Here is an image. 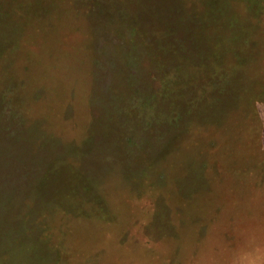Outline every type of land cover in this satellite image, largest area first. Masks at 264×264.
I'll use <instances>...</instances> for the list:
<instances>
[{
	"label": "rangeland",
	"instance_id": "374dc122",
	"mask_svg": "<svg viewBox=\"0 0 264 264\" xmlns=\"http://www.w3.org/2000/svg\"><path fill=\"white\" fill-rule=\"evenodd\" d=\"M0 264H264V0H0Z\"/></svg>",
	"mask_w": 264,
	"mask_h": 264
},
{
	"label": "trees",
	"instance_id": "16d2710c",
	"mask_svg": "<svg viewBox=\"0 0 264 264\" xmlns=\"http://www.w3.org/2000/svg\"><path fill=\"white\" fill-rule=\"evenodd\" d=\"M235 1H237V2H242V3H244V4H248V3H250V5L255 1V0H235Z\"/></svg>",
	"mask_w": 264,
	"mask_h": 264
}]
</instances>
